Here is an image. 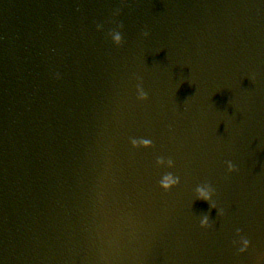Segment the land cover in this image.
Returning a JSON list of instances; mask_svg holds the SVG:
<instances>
[{"label": "water", "instance_id": "water-1", "mask_svg": "<svg viewBox=\"0 0 264 264\" xmlns=\"http://www.w3.org/2000/svg\"><path fill=\"white\" fill-rule=\"evenodd\" d=\"M0 264H264V0H0Z\"/></svg>", "mask_w": 264, "mask_h": 264}, {"label": "clouds", "instance_id": "clouds-1", "mask_svg": "<svg viewBox=\"0 0 264 264\" xmlns=\"http://www.w3.org/2000/svg\"><path fill=\"white\" fill-rule=\"evenodd\" d=\"M116 38L119 39L118 35H117ZM134 143H135V142H134ZM140 143H142V144H144V145H147V144L149 143V141H147V140H143V141H140ZM158 162H160V161H158ZM171 163H172V161L169 160V161H168V164L170 165ZM177 179H178V178H173L171 175L165 177V179H164V181H163V185H164V187L167 188V187H169V186L175 184V183L177 182ZM198 193H199V196H200L201 198H203V199H208V198H209V195H210V190H209L207 187H202V188H198ZM205 223H206V218H205V220H202V221H201V224H202V225L205 224ZM243 244H244V247H241V248L239 249L241 252H243V251L245 250V247L248 245V240L245 239V240L243 241Z\"/></svg>", "mask_w": 264, "mask_h": 264}]
</instances>
